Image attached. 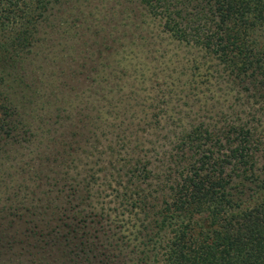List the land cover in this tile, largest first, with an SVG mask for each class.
I'll return each instance as SVG.
<instances>
[{"label":"trees","instance_id":"obj_1","mask_svg":"<svg viewBox=\"0 0 264 264\" xmlns=\"http://www.w3.org/2000/svg\"><path fill=\"white\" fill-rule=\"evenodd\" d=\"M82 2L89 5L88 0H0V81L4 86L0 89V140L20 141L37 115L32 114L36 103L26 100L30 87L25 65L35 53L37 40L45 39L44 35L38 38L40 26L54 27L48 14L57 7L58 15L66 5L80 14L75 18L80 27ZM104 4L107 11L101 19L107 25L103 31L91 43L88 33H81L86 41L79 46L94 59L83 55L75 61L74 46L57 42L59 75L68 76L62 67L72 69L74 63L91 72L93 84L87 90L70 91L63 81L57 82V125L62 127L59 136L67 133L75 145L87 144L85 155L93 156L107 183L98 182L96 170L84 174L82 185L74 184L63 171L54 190L60 204L37 208L42 215L53 212L56 222L39 237L40 231L36 233L35 252L30 255L41 261L37 253H43L42 257L58 264H149L160 252L164 264H264V124L223 118L217 126L203 120L176 126L179 110L174 111V103L168 112L169 103L179 92L178 98L193 104L201 82L195 78L200 65L194 58L186 59L181 64L184 79L177 81L169 71L160 77L153 64L160 60L162 71L174 63L176 53H167L170 43L173 49L197 48L212 60L211 67L220 65V73L232 77L240 88L252 89L251 101L256 102L258 91L264 101V0H105ZM121 18L127 22L120 23ZM144 18H152L163 32L160 38L166 42L161 51L158 37L135 34ZM68 20L57 17V35L60 25H65L63 31L74 27V19ZM117 26L126 42L112 36ZM137 46L139 61L133 55ZM129 71L140 84L147 79L155 82V94L147 104L146 98L136 102V88L126 98L121 93ZM199 78L207 84V77L200 74ZM99 101L104 102L103 109L98 108ZM73 102L76 118L64 119L60 105ZM103 128L110 137L100 140ZM161 131L164 136L173 135V145L159 156L161 164L154 169L147 158L154 143L146 136ZM75 147L62 142L57 157L64 162ZM46 189L49 195L51 190ZM16 202L12 206L16 217L0 220L2 230L22 220V210L29 211L23 202ZM30 222L27 231L34 233L49 220ZM165 230L168 237L162 242ZM15 239L10 235L0 242L15 253L3 264H32L33 259H19L22 250H16L19 241Z\"/></svg>","mask_w":264,"mask_h":264},{"label":"rangeland","instance_id":"obj_2","mask_svg":"<svg viewBox=\"0 0 264 264\" xmlns=\"http://www.w3.org/2000/svg\"><path fill=\"white\" fill-rule=\"evenodd\" d=\"M88 1L89 5L87 7L84 5V2L82 3L85 7H82L83 5H80L79 7L82 11V17L79 18L84 20L80 27L76 24L78 20L75 19L80 14L76 12L75 9L72 12L70 9L65 8L66 5H64V7L62 6L63 12L60 10V14L57 15V7L52 8V13L48 14L49 19L54 20L56 24L54 27H51L46 23H43L40 26L38 38L44 35L45 39H41V41L37 40L35 44L36 46L33 48L35 53L31 54V57L26 60L25 67L27 69V77L25 79L30 87V89L27 90V92H29V97H26V100H32V103H36V111H33L32 114L33 117L35 114L40 115L41 119L38 120L37 115L35 116L34 120H32V124L30 123L26 134L20 135V141L10 140L8 138L6 140H0V220L8 221L16 217L15 212L17 211L12 207L13 204H17L16 201L23 202V205L29 209V211H23L20 209L22 210L20 214H23L21 215L22 220H19L14 225L10 224L8 229L2 230L0 228V242H4L10 235L15 237V240L19 241L15 245L16 250H22V255L19 259H28V262L29 259H33L34 261H32V264H58L57 260L50 262L48 257H42L41 254L43 253H37V256L40 257L41 261L35 256L33 258V256L30 255V252H35V246L32 247V245L35 243L34 237H36V233L38 234V231H40L38 234L39 237L45 232V229L47 230L50 228V224L52 225L56 222L53 212L51 214L49 210H47L46 215H42L37 208H40L41 205L46 203H49V205L60 204L61 199L57 198L54 192V190L58 188L57 177H60L63 171L66 170L68 178L74 179V184L81 183L82 185L81 178L84 174L96 170V175L99 177L98 182L102 185L107 183L106 177H102V170H99L98 163L94 162L92 159L93 156L85 155L86 152L84 150H88L87 144H83L84 142L81 141L83 143H77V145H75L73 140L71 141V138L67 136V133L59 136L62 127L57 125V82L63 81L66 86L70 87V91L87 90L89 86H93V84H91L92 80H90V77L92 76L91 72L76 67L74 63L71 64L72 69L63 64L64 67H62V69L66 71V74H69L64 78L59 75L60 69H57L58 41H61L62 43L65 42V46H68L69 44L74 46L76 52H73L72 56H74L75 61L80 60L79 58L84 57L83 55L88 56V58H95L93 54L90 55L88 52L83 51V49H85L84 47L79 46L83 41H86L85 34L82 35L81 33H88L87 41L91 43L94 39V35L97 33L100 34V32L103 31L102 27L107 25V23L104 24L101 19L102 16H105L107 9H105V0ZM98 9L100 13L98 12ZM133 12H135V9H133ZM59 16L68 17V21L73 18L74 22L72 24H74V27H70L71 29L66 28V30L63 31L65 25H60V27H58L60 32L59 35H57V17ZM142 18V16H137L138 20H142ZM118 21L120 23L127 22L126 19L122 20V18ZM87 25L89 31L85 28ZM117 27L118 28L112 30V36L118 37V39H116L117 41L126 42V40L119 37V30L121 27ZM137 27H140L135 32L137 35L146 33L150 35L153 40L158 37V39H160L158 48L161 51L163 46H165L164 43L166 40L160 38V36H163V32H161L156 26V22L152 18H144L142 24ZM131 30L133 29L131 28ZM72 33H74V36L68 38V34L72 35ZM1 35L0 32V39H2ZM258 40L260 44H263L262 38H259ZM167 46L169 48L167 53H176V57L173 56L174 63H169V68L162 71L160 60H158V63H153L155 66H158L156 71L160 77L163 75L161 72L169 71L173 77H177V81L183 80V74L181 75V66L183 65L181 64L186 59L190 60L194 58L197 60L196 63L200 65L199 74H197L195 78L201 80V82H199L195 90L193 104L184 101L186 99L185 97L183 98V101L178 98L180 96L179 92L171 98L169 103L168 112H172L171 107L175 104L177 105L174 106V111L179 110V113L177 111L178 117L174 121L176 126L181 127L185 125L187 122L186 120H190V122L203 120L204 122L212 123L214 126H217L220 125V121H222L223 118L228 121H237L241 119H246L249 120V122L252 121L254 123L260 121L259 124H264V101L263 98L261 99V96H259V94L262 93L261 91H258V93L255 92L257 103L253 102L251 101L252 98L249 96V94L253 93L252 89L246 91L243 87L240 88V86L237 85V81L234 79L232 80V77L229 79L225 74L220 73V65L213 64V67H211L212 60H208L204 53H201L197 48L179 46L178 48L173 49L174 47L172 43ZM135 50L136 54H133L135 56L134 60L139 61L141 59V53L138 51L139 47ZM130 54H132V52ZM129 73L130 76L128 82L122 88L121 93L124 95V98H126V95H130L136 88V91H134V94L138 96V98L135 99L136 102L141 103L140 98H146L144 103L147 104L150 101V97L155 94V82L153 83L150 79H147L145 83L140 84L133 80L132 72L129 71ZM200 74L202 77H207V84L202 83L203 79L199 78ZM158 80L161 79L159 78ZM164 80L165 82H168L169 78L167 77ZM1 85L3 86V83L0 81V89H2ZM33 89H37V91L30 94ZM176 89L178 90V87ZM12 95L14 96L13 93ZM130 102H133V97L130 98ZM103 103V101H99L97 103L98 108L102 107L101 109H103ZM258 106H262L263 111H261V107ZM74 109V102L70 106L67 105V103L61 104L59 114L64 117V119H67L68 117L74 119L76 118ZM90 110L91 114L93 110L91 108ZM254 112H256L255 117L253 116L250 118V115L252 113L254 114ZM173 115L174 117L177 116L176 114ZM102 130L103 133L100 140L105 137L109 138L110 134L107 133L106 129L103 128ZM163 136L164 132L162 131L159 132V134L155 132L154 135L150 134L146 136V138L148 137L151 139L152 144L154 143V148L150 149L147 155V158L154 169L161 164L159 156H165L170 146L173 145L171 142L173 140V135L171 133H169L168 136L167 132L165 136ZM62 142L68 144L71 148L76 146L75 152L66 156L64 162H62L60 156L57 157V148H60ZM143 143L144 146H147V141H144ZM152 144L151 142L149 143V145ZM103 155L108 156V154ZM105 156H101L102 161L106 160ZM70 158H72V161ZM49 177L51 179H49ZM70 180L71 179H67L66 181L71 182ZM60 183L61 182H59V184ZM46 188L51 190L49 195H46ZM31 205H34L35 208L29 207ZM30 210L35 212L32 214ZM45 219L49 220V222L44 225L39 224L38 227L33 229L34 233L27 231V227H31L28 223L29 221L35 222L37 220ZM41 228L42 230H40ZM162 234V242H164L168 237V232L165 230ZM18 239H21L22 241ZM12 250L9 248L7 250V248H2V246H0V264L11 261L7 257L15 255ZM151 258L153 259V256ZM152 259L149 264H164L160 252L157 254L156 259Z\"/></svg>","mask_w":264,"mask_h":264}]
</instances>
